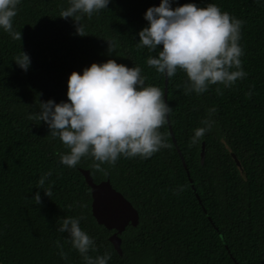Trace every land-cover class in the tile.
Instances as JSON below:
<instances>
[{
  "label": "trees",
  "instance_id": "1",
  "mask_svg": "<svg viewBox=\"0 0 264 264\" xmlns=\"http://www.w3.org/2000/svg\"><path fill=\"white\" fill-rule=\"evenodd\" d=\"M0 264H264V0H0Z\"/></svg>",
  "mask_w": 264,
  "mask_h": 264
},
{
  "label": "water",
  "instance_id": "2",
  "mask_svg": "<svg viewBox=\"0 0 264 264\" xmlns=\"http://www.w3.org/2000/svg\"><path fill=\"white\" fill-rule=\"evenodd\" d=\"M159 22L160 35L162 40L163 54L165 57V45L163 42L162 28ZM107 70L112 73L113 68L109 63L106 64ZM167 72V66H166ZM167 101V93L165 97ZM230 150V149H229ZM230 154L234 161L236 162L241 175L245 178L246 174L242 167L241 162L237 156L230 150ZM204 159V152H203ZM184 167L186 168V163L183 160ZM81 173L85 177L86 182L91 187L92 191V214L99 225L104 226L110 231H114L109 237L110 242L113 244L114 248L122 254L121 244L122 239L120 235L126 230L129 225L137 226L139 223V213L136 208L128 201L124 195L116 190L111 183L110 179L96 183L91 175L90 170L80 169ZM191 184L194 189L193 182Z\"/></svg>",
  "mask_w": 264,
  "mask_h": 264
}]
</instances>
